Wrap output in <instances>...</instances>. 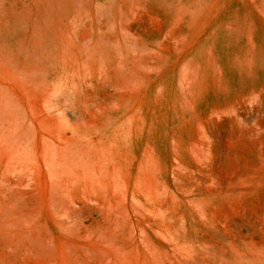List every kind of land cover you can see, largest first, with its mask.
<instances>
[{"label": "rangeland", "instance_id": "1", "mask_svg": "<svg viewBox=\"0 0 264 264\" xmlns=\"http://www.w3.org/2000/svg\"><path fill=\"white\" fill-rule=\"evenodd\" d=\"M0 264H264V0H0Z\"/></svg>", "mask_w": 264, "mask_h": 264}]
</instances>
